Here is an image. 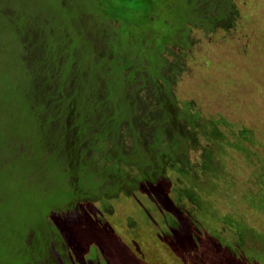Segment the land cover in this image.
Returning a JSON list of instances; mask_svg holds the SVG:
<instances>
[{
	"label": "trees",
	"instance_id": "trees-1",
	"mask_svg": "<svg viewBox=\"0 0 264 264\" xmlns=\"http://www.w3.org/2000/svg\"><path fill=\"white\" fill-rule=\"evenodd\" d=\"M237 14L233 0H0V181L15 189L0 188V264H71L51 217L189 169L201 123L189 103L172 112L167 51Z\"/></svg>",
	"mask_w": 264,
	"mask_h": 264
},
{
	"label": "rangeland",
	"instance_id": "rangeland-1",
	"mask_svg": "<svg viewBox=\"0 0 264 264\" xmlns=\"http://www.w3.org/2000/svg\"><path fill=\"white\" fill-rule=\"evenodd\" d=\"M233 1L230 28L192 27L188 48L171 57L172 112L189 103L201 123L189 169L172 166L110 210L83 201L75 217H51L71 264L92 252L99 264H264V0ZM10 183L4 176L0 188Z\"/></svg>",
	"mask_w": 264,
	"mask_h": 264
},
{
	"label": "flooded vegetation",
	"instance_id": "flooded-vegetation-1",
	"mask_svg": "<svg viewBox=\"0 0 264 264\" xmlns=\"http://www.w3.org/2000/svg\"><path fill=\"white\" fill-rule=\"evenodd\" d=\"M168 50V49H167ZM171 51H172V53H171ZM175 51V52H174ZM177 51H183V50H181L180 48H176V47H172V48H170V50H168L167 52V58H168V61L171 63L172 61H171V57L172 58H174L175 59V53L177 52ZM176 64V63H175ZM175 67H176V65H174ZM177 68V67H176ZM177 69H179V68H177ZM178 74V73H177Z\"/></svg>",
	"mask_w": 264,
	"mask_h": 264
}]
</instances>
